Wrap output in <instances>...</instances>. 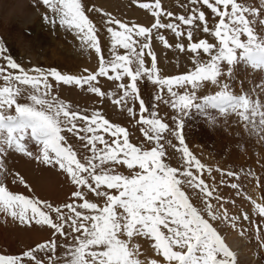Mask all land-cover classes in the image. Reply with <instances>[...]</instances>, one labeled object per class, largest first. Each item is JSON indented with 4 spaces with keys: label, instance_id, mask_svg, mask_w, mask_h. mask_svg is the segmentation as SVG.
<instances>
[{
    "label": "snow or ice",
    "instance_id": "snow-or-ice-1",
    "mask_svg": "<svg viewBox=\"0 0 264 264\" xmlns=\"http://www.w3.org/2000/svg\"><path fill=\"white\" fill-rule=\"evenodd\" d=\"M190 3L206 7L213 19L219 18L214 28L209 27L208 13L196 7L187 17H176L179 23H162L160 17L164 13L159 11V0L152 5H139L149 9L155 17L150 27L129 26L109 16L105 24L110 35L112 58L107 60L102 55L96 26L87 15V12L99 9L86 8L82 0H38L37 6L42 4L46 9L41 19L54 26L58 22L82 45L94 50L99 58V67L93 72L85 69L87 75L81 76L40 68L31 69L35 75H29L10 56L4 57L6 65H0V80L4 82L0 86V156L12 150L32 156L27 142H35L40 147V154L34 159L54 168L58 166L74 187L71 191L73 202L53 206L39 198L13 193L0 184V211L22 224L34 221L36 225H46L52 231V239L36 245L34 249L19 255L0 254V264H25L26 260L42 264L36 253L55 252L57 236L73 240V244L64 245L65 264H141L137 258L140 245L133 243L136 237L149 239L151 247L166 264H237L235 253L203 215L206 213L213 221L220 219V212L211 202L215 189H210L201 178L205 166L185 146L184 117L189 110H199L207 105L217 109L219 114L231 112L238 115L241 121L251 124L254 132L264 131V105L259 99H251L247 93L235 95L227 82L235 74V65L241 61L253 70L264 71V37L257 35L252 27L254 20L246 16L255 17L258 14L255 8L237 0H190ZM49 12L54 14L53 18L49 17ZM167 15L171 17L173 14ZM181 24L189 26L187 50L197 54L193 60L196 66L186 74L159 78L156 57L151 50L152 31L168 29L179 38L183 35ZM260 24L264 25V20ZM193 26H202V31L213 36L216 43L206 39L191 42ZM157 39L163 41L165 47L169 46L163 36H157ZM175 46L184 50L180 43ZM117 48L123 49L124 54H118ZM200 50L205 58L199 56ZM5 51L6 48L0 46V55ZM146 55L151 57L150 68L145 66ZM13 70H18L19 74H14ZM144 76L153 84L160 85L161 92L167 89L170 99L164 103L174 112L171 117L174 127L161 121L156 111L144 115L148 109L137 87V81ZM98 77H107L109 81L128 78L126 86L123 83L118 85L122 94L113 103L126 106L133 117L136 116L134 107L127 105L129 101L139 103L140 118L137 123L142 125L140 131L144 139L155 146L145 149L134 145L125 127L110 123L99 111L91 115L71 111L67 103L52 94L49 82L51 78L57 84L81 88L87 85L89 92L103 98L105 93L93 84ZM205 82L218 90L214 94L198 97L201 85L207 86ZM18 85L29 86L31 91ZM188 85L191 87L187 88ZM174 86L184 91H174ZM21 99L26 102L21 103ZM156 99L161 100L162 97L157 96ZM198 99L200 102L196 103ZM78 120L82 122L79 126ZM64 131L86 143L91 155L84 157L85 162L77 158L72 147L65 145ZM166 133L179 145L176 151L183 155L182 171L165 162L169 155L165 145L175 147ZM105 134L110 140L105 139ZM98 144L101 147H97ZM117 166H125L129 174L115 172ZM193 168L197 174H194ZM208 171L211 173V169ZM222 174L239 179L238 174L231 171ZM20 182L24 183L23 179ZM184 186L198 189L203 194L202 209L190 203ZM230 187L237 189L239 185L231 183ZM84 189L102 198L103 206L90 202ZM109 190H115L116 194ZM216 199L222 201L224 198ZM253 203L255 211L264 218V205ZM220 207L223 208L224 220L235 227L238 217H229L228 209L223 204ZM243 219L249 220L247 213ZM149 264L158 262L153 259Z\"/></svg>",
    "mask_w": 264,
    "mask_h": 264
},
{
    "label": "rangeland",
    "instance_id": "rangeland-1",
    "mask_svg": "<svg viewBox=\"0 0 264 264\" xmlns=\"http://www.w3.org/2000/svg\"><path fill=\"white\" fill-rule=\"evenodd\" d=\"M108 2L109 5L107 7H100L97 0H82V4L86 8L100 10L89 11L87 15L96 26L102 55L105 59L110 60L112 58L110 52L111 40L110 35L106 31L105 24L109 16L122 20L129 26L138 25L150 27L151 24L155 22V17L152 16L149 9L140 8L139 5L141 3L152 5L155 4L157 0H108ZM159 2L161 4L159 11L164 13V15L160 17L162 23H179L176 17L180 15L187 17L191 14L194 7L200 8V10L208 13L207 20L211 28H214L215 22H218L219 19L218 17L213 19L210 10L206 9V7L201 8L200 5L194 6L190 3V0H159ZM237 2L247 7L257 9L258 14L255 17L248 14H246V16L248 19L254 20L252 27L257 35L264 37V25L260 24V21L264 20V0H237ZM37 3L38 0H36V4ZM18 7L17 2H14L13 8L17 10L16 8ZM35 11H39L40 13L36 20H42L41 17L46 12L44 6L42 4L36 6ZM167 13H172L173 15L169 17ZM48 15L50 18L54 17V14L51 12H49ZM196 23L199 24V21H196ZM28 27L30 28V26ZM180 30L183 35L179 38L168 29L161 28L153 29L152 31L151 50L156 57L157 76L159 78L163 79L186 74L194 70L196 66L193 60L197 54L187 50V46L190 43L186 35L189 26L181 24ZM192 30L193 40L191 42H198L199 39H206L210 43H216L213 36L202 31V26L200 28L193 26ZM157 36H163L169 46L165 47L164 42L157 39ZM61 37L62 46L74 49L75 53H77L76 57L71 54H66L60 57L61 59L59 58V62L52 61L49 55L54 49L53 46L57 45L52 38L49 44L40 41L35 42V50L37 51H40L38 49L39 47L40 49L49 47V55L43 59L44 61L41 59L38 60L39 66L28 65V59L24 61L17 59L10 53V48L6 47V51L0 55V64L2 60L6 62L4 57L10 56L11 58L13 57L14 59H12L22 68L25 70L27 69L29 75H35V73L31 71L33 68H40L45 71L55 69L62 74L76 76L87 75L85 69L89 72H93L94 70L87 66V62L89 61L90 55H95L97 57L94 50L82 45L71 32L63 28H61ZM241 39H246V37H241ZM11 42L15 44L13 40ZM177 43L184 46L183 51L176 48L175 45ZM158 46L160 48H158ZM116 51L118 54H124V50L121 48H117ZM199 56L205 58L202 50L199 51ZM151 63V57L146 55L145 66L150 68ZM133 67H135V65H133ZM235 69V74L227 81L230 85V90H232L235 95L247 93L251 99H259L261 105H264V71L253 70L243 61L237 63ZM13 72L14 74H19L18 70H13ZM109 75H112V73L109 72ZM220 79L221 82L224 81L223 77ZM49 82L52 84V94L57 96L62 102L67 103L71 111L88 115H91L94 111H99L110 123L125 127L129 133L130 142L134 145L141 146L145 149H150L155 146L154 143H149L144 139L140 131L142 125L137 123L140 118L139 103L129 101L127 105V107H134V111L136 112L135 117L128 113L126 106L113 103V100L118 99L122 94L118 85L123 83L126 86L129 82L127 77H124L120 81H109L107 77H98L97 81H94L93 84L100 87L105 93L103 98L89 92L87 85L81 88L75 85L68 86L57 84L55 81L51 80V78H49ZM205 83L207 86L201 85V89L197 92L198 97H203L206 94H214L218 90L217 87H213L210 83ZM3 84V80H0V86H3ZM18 86L31 91L29 86ZM137 87L138 94L148 109L144 115L148 116L152 111H156L161 121L174 127L171 120L174 112L168 104L164 103L165 100L170 99L167 89L165 88L161 92V86L153 84L146 76L137 81ZM186 87L190 88L191 86L188 85ZM173 90L181 93L184 91V89L178 86H174ZM157 96H161L162 99L157 100ZM20 102L24 103L26 101L21 99ZM199 102L198 99L196 103ZM77 124L79 126L82 122L78 120ZM62 135L65 136V145L72 147L73 151L77 154V158L80 159L81 162H85L84 157L91 155L88 147H86V143L81 141L78 136L67 131H64ZM80 135H83V133ZM165 135L168 139H172L175 145V147L167 144L165 145V149L169 153L165 162L168 163L169 166L177 167L182 171L184 167L183 155L181 152L176 151L179 145L169 134L166 133ZM183 136L185 146L200 163L205 166L201 178L210 189H215L211 202L220 212V219L213 221L206 213H203L205 218L209 219V222L216 228L220 235L222 232L227 231L238 235L245 234L252 240L251 243L255 250L258 249L259 252L264 253V246H262V242H264V218L260 217L255 211L253 203L264 205V131L254 132L251 124L241 121L238 115L231 114V112L227 115L219 114L217 109L203 105L199 110L195 108L189 110L188 115L184 117ZM105 139L110 140V137L105 134ZM97 147H101V145L98 144ZM28 149L33 154L30 156L32 160L30 166L31 173L27 174V176H29L28 178H30L29 183L40 184V187L43 188H46L44 184H49L50 189L48 191L46 188V191L49 193L48 195L52 197L51 200L47 198L43 199L41 197L43 192L38 191L37 188L35 189L34 187L35 190H32V187L25 186V184L29 183L25 179V174L22 173L23 169L20 167L23 162H20L22 154L15 151L10 153L6 157V161H8L3 164V166H0V184H6L7 187L10 186L9 188L12 189L9 190L13 193H17V191L19 192L17 194L24 192V195L29 198H39L41 201L50 203L53 206H61L64 203L73 202L71 191L74 186L71 185L66 173H63L58 166L54 168L50 165H44L34 159L36 155L40 154V147L37 146L35 142H29ZM23 157L28 158L29 156L26 157L23 155ZM0 163H4V156H0ZM20 169L22 171H20ZM209 169H211V173H209ZM218 169L221 171H218ZM114 171L122 175L129 174L125 166H117ZM192 171L194 174H197L195 168H193ZM228 171L237 173L239 179H234L222 174ZM21 179H23V181L25 180L24 183L20 182ZM41 179H43V182ZM221 181H224V184H221ZM231 183H236L239 187L233 189L230 187ZM37 186L39 185H36V187ZM183 190L186 195H188L190 203H192L194 207L199 209L203 208L204 197L198 189L184 186ZM35 191L39 193L37 194ZM84 191L86 193V198L90 202L98 203L100 207L103 206L102 198H97L93 193L88 192L87 189H84ZM109 191H111L112 194H116L115 190ZM216 197H223L224 199L220 201L217 200ZM76 202L79 203L80 201ZM221 204L228 209L229 217H238L235 227L232 226L230 221L224 220L223 208L220 207ZM64 211L66 212L67 210ZM247 212H249L250 218L249 220H244L243 215ZM6 215L8 214L6 213ZM6 219H8V221H6ZM6 219L4 220L5 225L4 223L2 225L7 228L5 229V242L0 245V254L19 255L24 251L34 249L36 245L42 242L52 239V231L46 225H36L34 221L31 224H22L18 219L14 220L10 215H8ZM66 230L70 231V229ZM164 231L166 232V230ZM55 242L57 244L55 252H49L47 254L43 252L36 253V258L41 260L42 264H65L67 257L64 256L66 251L64 245L73 244V240L71 237L66 240L64 237L57 236ZM133 243L140 245V252L137 258L140 259L141 264H149L153 259L157 260L158 264H166V262L163 261V257L158 255L151 247L152 242L149 239L136 237ZM25 264H34V262L26 260Z\"/></svg>",
    "mask_w": 264,
    "mask_h": 264
},
{
    "label": "bare ground",
    "instance_id": "bare-ground-1",
    "mask_svg": "<svg viewBox=\"0 0 264 264\" xmlns=\"http://www.w3.org/2000/svg\"><path fill=\"white\" fill-rule=\"evenodd\" d=\"M14 2H17L19 6L18 8H16L17 10L13 8ZM97 3L100 7H107L109 5L108 0L107 1L97 0ZM36 6H37L36 0H0L1 46L10 48V53L17 59H20L21 61L28 59V65L30 64L34 66H39L38 60L40 59L43 60L45 59V57H47V55H49V47L43 49L37 47L41 52L37 51L35 50V42L40 41L42 43L49 44L50 40H52L53 38L57 45L53 46L54 49L50 52L49 55L52 61L59 62V58L66 54H71L74 57H76L77 53H75L74 49L62 46L61 28L59 25H57L58 22L54 26L53 24L45 23L44 20H39V21L36 20L38 15H40L39 11L38 12L35 11ZM28 26H30V28ZM12 40L15 42V44L11 42ZM158 48L160 47L158 46ZM0 65H6V62L2 60V63ZM87 66L94 71L97 70L99 67L98 58L95 55H90L89 61L87 62ZM28 145L29 142H27V148ZM12 152H14V150L5 154L4 163L2 164L0 163V166L1 165L3 166V164H5L8 161V160L6 161V157ZM21 158L22 159H20L21 160L20 162L22 161L23 162L21 163L22 165L20 167L23 169L22 173L25 174V179L29 183L30 178H28L29 176H27V174L31 173L30 166L32 160L30 156L28 158H24L23 154ZM20 171L22 170L20 169ZM41 180L43 182V179ZM25 185L32 187V190L34 189V187L35 189L37 188L38 191L43 192V195L42 196L40 195L43 199L47 198L51 200L52 197H50L48 195L49 193L46 191V188L48 191L50 189L49 184H44L46 188L40 187V184L29 183ZM36 185L39 186L36 187ZM9 187L7 188L11 190L12 188ZM38 191L35 192L38 194L39 193ZM17 193L19 192L17 191ZM22 193L24 195V192ZM22 193L20 192V194ZM247 214L250 218L249 212H247ZM7 216L8 215H6V213L0 211V245L5 242L4 239L6 233L5 229L7 227H3L2 225ZM6 221H8V219H6ZM221 236L224 239L225 243L229 246L230 250H232L235 253L238 264H264V253L259 252L258 249L255 250V248L251 243L252 240L249 239L250 237L246 236L245 234L242 235L233 234V232L230 231L222 232Z\"/></svg>",
    "mask_w": 264,
    "mask_h": 264
}]
</instances>
